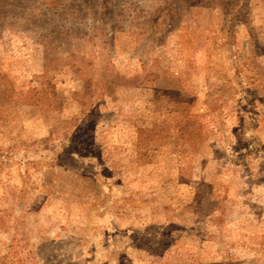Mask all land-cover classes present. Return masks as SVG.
<instances>
[{"label": "rangeland", "instance_id": "374dc122", "mask_svg": "<svg viewBox=\"0 0 264 264\" xmlns=\"http://www.w3.org/2000/svg\"><path fill=\"white\" fill-rule=\"evenodd\" d=\"M0 264H264V0H0Z\"/></svg>", "mask_w": 264, "mask_h": 264}]
</instances>
